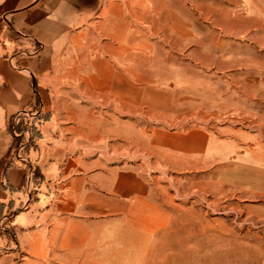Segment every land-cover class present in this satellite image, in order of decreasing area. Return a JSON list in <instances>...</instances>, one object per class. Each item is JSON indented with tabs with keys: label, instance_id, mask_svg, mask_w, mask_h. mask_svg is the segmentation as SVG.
Segmentation results:
<instances>
[{
	"label": "rangeland",
	"instance_id": "374dc122",
	"mask_svg": "<svg viewBox=\"0 0 264 264\" xmlns=\"http://www.w3.org/2000/svg\"><path fill=\"white\" fill-rule=\"evenodd\" d=\"M54 52L65 147L151 188L143 221L97 261L264 264V202L222 175L238 170L234 140L264 136V0H102ZM195 128L218 152L185 163L157 145Z\"/></svg>",
	"mask_w": 264,
	"mask_h": 264
},
{
	"label": "crops",
	"instance_id": "0c3cea01",
	"mask_svg": "<svg viewBox=\"0 0 264 264\" xmlns=\"http://www.w3.org/2000/svg\"><path fill=\"white\" fill-rule=\"evenodd\" d=\"M101 4L0 0V264H106L96 258L105 252L101 245L119 246L129 223L144 219L151 188L143 174L72 154L52 112L54 50ZM158 138L185 163L218 152L200 128ZM230 151L238 153V170L222 175L231 173L249 197L264 202V136L234 140L224 158Z\"/></svg>",
	"mask_w": 264,
	"mask_h": 264
},
{
	"label": "trees",
	"instance_id": "16d2710c",
	"mask_svg": "<svg viewBox=\"0 0 264 264\" xmlns=\"http://www.w3.org/2000/svg\"><path fill=\"white\" fill-rule=\"evenodd\" d=\"M19 129H20V126H19ZM17 147H18V146H17ZM17 147H16V148H17ZM35 174H36V169L33 168V169H32V181H33L32 183H34V177H35Z\"/></svg>",
	"mask_w": 264,
	"mask_h": 264
},
{
	"label": "built area",
	"instance_id": "2783aa9c",
	"mask_svg": "<svg viewBox=\"0 0 264 264\" xmlns=\"http://www.w3.org/2000/svg\"><path fill=\"white\" fill-rule=\"evenodd\" d=\"M4 228V226H2Z\"/></svg>",
	"mask_w": 264,
	"mask_h": 264
}]
</instances>
